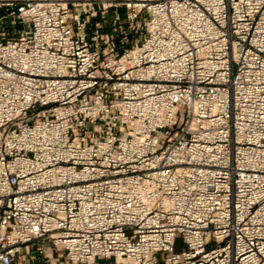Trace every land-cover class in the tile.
<instances>
[{
	"label": "built area",
	"instance_id": "2783aa9c",
	"mask_svg": "<svg viewBox=\"0 0 264 264\" xmlns=\"http://www.w3.org/2000/svg\"><path fill=\"white\" fill-rule=\"evenodd\" d=\"M55 250L264 264V0H0V264Z\"/></svg>",
	"mask_w": 264,
	"mask_h": 264
},
{
	"label": "rangeland",
	"instance_id": "374dc122",
	"mask_svg": "<svg viewBox=\"0 0 264 264\" xmlns=\"http://www.w3.org/2000/svg\"><path fill=\"white\" fill-rule=\"evenodd\" d=\"M183 244H182V241L179 240L178 242V249L181 250L183 249ZM62 252L61 251H57L55 250L54 251V257L59 261V262H62L63 264H71V263H68L67 260H66V257L65 256H60ZM155 260L156 262H159V263H162L164 258H165V254H160V253H157L155 254ZM125 262V261H123ZM122 262V260H117L115 257L114 258H109V259H105V258H99L97 259L95 262H93L92 264H124Z\"/></svg>",
	"mask_w": 264,
	"mask_h": 264
},
{
	"label": "crops",
	"instance_id": "0c3cea01",
	"mask_svg": "<svg viewBox=\"0 0 264 264\" xmlns=\"http://www.w3.org/2000/svg\"><path fill=\"white\" fill-rule=\"evenodd\" d=\"M38 264H45V260L43 259L42 256L37 257Z\"/></svg>",
	"mask_w": 264,
	"mask_h": 264
}]
</instances>
